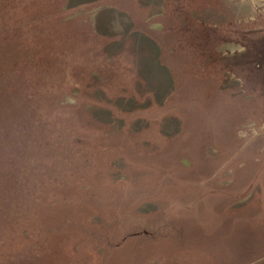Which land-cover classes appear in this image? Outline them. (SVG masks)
Returning <instances> with one entry per match:
<instances>
[{
    "label": "rangeland",
    "instance_id": "374dc122",
    "mask_svg": "<svg viewBox=\"0 0 264 264\" xmlns=\"http://www.w3.org/2000/svg\"><path fill=\"white\" fill-rule=\"evenodd\" d=\"M263 29L264 0H0V264H264Z\"/></svg>",
    "mask_w": 264,
    "mask_h": 264
},
{
    "label": "trees",
    "instance_id": "16d2710c",
    "mask_svg": "<svg viewBox=\"0 0 264 264\" xmlns=\"http://www.w3.org/2000/svg\"><path fill=\"white\" fill-rule=\"evenodd\" d=\"M243 37L245 45L243 50L239 51V59L235 62H246V66L261 68L264 72V29L259 32L252 31Z\"/></svg>",
    "mask_w": 264,
    "mask_h": 264
}]
</instances>
